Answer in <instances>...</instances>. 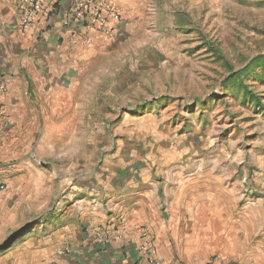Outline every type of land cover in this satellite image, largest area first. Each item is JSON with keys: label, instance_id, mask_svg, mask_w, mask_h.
<instances>
[{"label": "crops", "instance_id": "0c3cea01", "mask_svg": "<svg viewBox=\"0 0 264 264\" xmlns=\"http://www.w3.org/2000/svg\"><path fill=\"white\" fill-rule=\"evenodd\" d=\"M16 2L0 0V81L8 89L0 95L4 169L21 166L19 156L29 133L35 131L40 144L41 131L55 126L50 117L62 119L64 111H77V89L63 84L65 64L139 30L149 0H110L121 20L111 37L90 34V45L61 24L73 0H62L58 12L37 18L25 31L18 25ZM41 121L46 130H40ZM48 142L52 148L54 142ZM47 151L45 147L43 154ZM74 155L77 152L62 151L53 159L76 168ZM13 158L19 161L10 166ZM53 159H40L41 166H50L53 177L70 179L58 184L68 192L65 201L53 215L30 222L31 231L15 239L29 235L32 240L18 259L10 257L4 264H138L142 228L164 264H203L210 259L214 264H264V156L245 163L238 155L207 160L172 149L141 157L117 152L105 157L98 189L78 180L90 169L68 175L56 170L59 164ZM47 172H40L45 190ZM101 228L109 234L107 242L98 238Z\"/></svg>", "mask_w": 264, "mask_h": 264}, {"label": "rangeland", "instance_id": "374dc122", "mask_svg": "<svg viewBox=\"0 0 264 264\" xmlns=\"http://www.w3.org/2000/svg\"><path fill=\"white\" fill-rule=\"evenodd\" d=\"M145 12L139 30L65 64L63 84L77 89V111L50 117L55 126L41 131L40 144L35 131L29 133L20 167H0V264L18 259L32 238H15L65 201L68 192L58 184L70 179L53 177L40 159L77 152L76 168L53 159L56 170L69 175L90 169L78 180L98 189L105 157L117 152L141 157L172 149L207 160L238 155L245 163L264 156V71L243 78L260 96L261 109L242 101L232 85L233 91L222 87L232 73L264 55V0H149ZM40 127L45 129L42 121ZM48 141L54 142L52 148ZM43 170L48 171L47 190Z\"/></svg>", "mask_w": 264, "mask_h": 264}, {"label": "built area", "instance_id": "2783aa9c", "mask_svg": "<svg viewBox=\"0 0 264 264\" xmlns=\"http://www.w3.org/2000/svg\"><path fill=\"white\" fill-rule=\"evenodd\" d=\"M61 2L62 0H17L16 12L20 29L28 30L37 18L54 15L58 12ZM120 20V15L110 0H73L61 24L74 33H80L82 35L80 41L83 45H90V34L111 37ZM7 91V86L0 81V95H5ZM2 114L0 108V116ZM97 234L102 242L109 240V234L105 229H99ZM139 235L141 239L139 251L142 258L138 264H164L152 251L153 241L149 232L142 228ZM203 264H214V261L210 259Z\"/></svg>", "mask_w": 264, "mask_h": 264}, {"label": "trees", "instance_id": "16d2710c", "mask_svg": "<svg viewBox=\"0 0 264 264\" xmlns=\"http://www.w3.org/2000/svg\"><path fill=\"white\" fill-rule=\"evenodd\" d=\"M215 46H211L212 53L220 58L219 52ZM224 66L226 67L228 72H231L233 69L231 66L222 59ZM261 69L264 71V55L256 56L253 58L244 68L241 70L232 73L222 84V87L227 91H233V89L229 88L230 85L234 87L236 92H240L242 94V101L246 102L247 104H251L253 107L262 108V103L260 101V96L248 90V86L244 84L243 78L244 76L250 75L256 69ZM161 100L165 101L166 98H161Z\"/></svg>", "mask_w": 264, "mask_h": 264}]
</instances>
